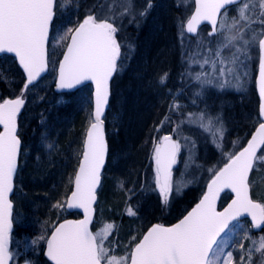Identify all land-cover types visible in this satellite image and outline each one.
<instances>
[{
	"label": "snow or ice",
	"instance_id": "obj_1",
	"mask_svg": "<svg viewBox=\"0 0 264 264\" xmlns=\"http://www.w3.org/2000/svg\"><path fill=\"white\" fill-rule=\"evenodd\" d=\"M195 5V12L186 24L187 32L196 33L201 21L211 23L213 27L209 35L219 39L215 52L210 50L214 59L205 57L204 64L211 63L214 71L222 77L230 75L233 72L230 65L238 60L236 54H246L247 46L256 40L255 35L251 40L247 38V31L253 23L264 24V19H261L264 17V0H258V16L255 13L257 5L246 0H195ZM229 5H237V16L231 17L230 23L226 7ZM55 7L56 0H0V53L14 54L27 78L20 96L0 102V126L3 129L0 131V264H9L12 255L8 248L13 208L9 194L13 192V176L17 171L21 146L17 135V116L25 103L24 91L46 70V44ZM113 7L109 5L110 12ZM222 9L225 10L223 13ZM112 18L110 15L99 18L89 14L78 27L68 29L72 33L71 42L59 64L57 87L70 89L84 81H91L95 85V111L75 173L74 189L66 201L68 208L83 209L84 219L65 221L55 227L46 240L48 259L52 264H220L223 257V264H254V254L258 253L259 264H264V235L257 241L245 232L244 238L251 240L253 247L245 249L240 243L238 246L242 254L239 261L235 260L232 251L224 254L227 241L221 236L226 229L230 230L232 221L245 214L251 217L253 228L264 231V203L250 197L249 181L254 162L264 160V155L257 154V149L264 145V123H260L247 147L230 156L228 163L214 174L208 191L179 223L172 227L152 226L129 253L120 257L114 254V249L104 245L113 225H106L103 231L96 233L89 231L92 205L105 163L102 115L110 94L109 81L118 69L117 61L121 55V46L115 36L118 29ZM241 24L243 28L239 27ZM258 45L257 84L260 115L264 116V38H259ZM228 48L234 51L225 56L224 50ZM217 62L220 65L218 69ZM165 79L166 75L161 78V83ZM179 148V143L170 136H164L154 146L156 185L165 204L171 192V166L176 162ZM224 188H230L235 193V199L223 212H217L216 198ZM55 207L62 205L58 203ZM128 215H135V212L129 208Z\"/></svg>",
	"mask_w": 264,
	"mask_h": 264
},
{
	"label": "trees",
	"instance_id": "obj_2",
	"mask_svg": "<svg viewBox=\"0 0 264 264\" xmlns=\"http://www.w3.org/2000/svg\"><path fill=\"white\" fill-rule=\"evenodd\" d=\"M246 2L257 5L255 13L258 16V0ZM109 5H114L111 12ZM191 9L190 0H142L141 3L138 0H81L75 14L73 9L69 10L76 16L77 22L83 21L89 14L99 18L110 15L113 17L112 23L118 29L115 36L121 46V55L117 61L118 69L110 84V105L116 108L120 104L119 108L126 110V117L133 121L130 125L133 135L126 142L125 134L120 130L119 144L115 145L114 136L108 134V161L117 152L120 154L128 149L131 151V147L136 146V139L145 137L149 144L155 131L158 136L170 133L177 143L183 142L182 149L179 148L176 169H186L174 177L175 190L177 184L184 181L182 190L176 191L175 198L177 200L182 196L186 197L191 192L193 203L190 206L200 198L205 185L215 172L244 146L254 130V124L246 123V115L248 111L253 115L257 112L254 78L258 62V40L264 36V24L253 23L246 35L250 40L255 35L256 40L247 46L246 54H236L238 60L230 65L233 72L222 77L218 71H214L211 63L204 64L205 57L214 59V55L210 56V50L215 52L219 37L210 36L207 30H201L195 37H189L184 32V22ZM228 10L229 18L237 16V6ZM141 12L144 14L141 15ZM239 27L243 28V24ZM230 54L231 52L224 50L225 56ZM163 60L167 67L159 65ZM219 67L217 62L216 68ZM12 68L15 70L17 86L7 89V83L0 75V100L14 97L24 83L22 72L15 62L12 63ZM163 72L167 74L166 88L175 87L188 93L190 99L186 101L190 103V110L181 114L163 110L157 116H153L150 110H137L139 100L147 94L150 80L156 83ZM218 79H223V82ZM217 88L224 91L215 92ZM119 90L123 91L125 97L122 96V100L116 101L115 93ZM35 107L32 109L35 116L30 120L28 128L23 130L19 127L18 132L22 148L12 196V237L30 232V229L34 230L20 223V216L24 213L35 218L41 226L46 224L49 231L58 222L73 217L67 213H57L59 207H54V204L58 201V192L53 189L57 182L51 176L55 175L54 168H58L57 161L61 162L71 149H75V155L72 157L73 163L69 161V164L74 165L73 174L76 171L85 131L90 123L91 88L57 92L52 86L41 104ZM39 120L46 123L44 127L39 126ZM202 136L205 146L199 143ZM43 141H49V146L47 150L41 151L40 144ZM261 155H264V147L259 156ZM262 167L264 169V163ZM135 171L138 175L141 172L139 168ZM144 174L143 172L136 177L140 179V183H146ZM124 177L121 178L119 174L116 176L120 182L125 183ZM146 190L149 191L150 188L147 187ZM20 194L27 196L28 212H23L19 204ZM230 198L229 193L223 194L220 206H224ZM152 200L155 222L168 224L166 214L172 210L174 202L165 204L156 197ZM251 234L260 238L264 231L260 229ZM258 261L256 259L255 264ZM17 264L50 263L44 252L37 249L20 256Z\"/></svg>",
	"mask_w": 264,
	"mask_h": 264
},
{
	"label": "rangeland",
	"instance_id": "obj_3",
	"mask_svg": "<svg viewBox=\"0 0 264 264\" xmlns=\"http://www.w3.org/2000/svg\"><path fill=\"white\" fill-rule=\"evenodd\" d=\"M80 1L81 0H57L55 8V19L50 35V41L48 44V61L50 67L49 74L38 84L28 88L24 95L25 108L24 112L19 118V126L23 130L28 128L30 120L32 121L33 117L35 116V111L32 113L33 107L40 105L47 92L51 90L52 86H55L57 66L65 49L68 36L70 34V32H68V29H73L74 26L78 23L76 16L72 15L71 11L69 10H72V8ZM138 1H140V3L142 2V0ZM190 1L192 3V0ZM164 3L167 2L164 1ZM119 5H122L121 2H119ZM161 5L163 6L164 4ZM73 12L75 14L76 9H74ZM230 21L231 18H229V23ZM61 37H64V39H61ZM225 51L228 53H232L234 50L232 51V48H228L225 49ZM164 61L165 60L160 61L159 65L167 67L168 65H165ZM12 63L13 61L7 57L3 58L0 61V75H2L3 79H5L4 81L7 83V89L17 86V81L16 79H14L15 70L12 68ZM165 75L167 79V74L163 72L162 74H160V77L158 78L156 83L150 80V85L148 89H146L147 92L145 91L147 94L143 99H140L141 101L139 100V105L137 108L138 111H140V109L143 112L145 110H150L153 116H157L163 110H165V112L167 113L170 112L175 114H181L182 112L190 110V103L186 101L190 99L188 93L176 89L175 87L166 88V79L164 83H161V78L165 77ZM218 80L220 82H223V79ZM20 91L21 90L15 93L14 97L18 96ZM127 91L130 92L129 89H127ZM222 91L224 90H222L221 88H217L215 90V92L218 93ZM122 96L125 97V95H123V91L119 90L115 93L114 98L116 101H119L122 100ZM199 101L203 102V100ZM119 105L120 104H117L116 108L110 105L105 119L107 133L109 134V136L111 135V137L114 136L115 145L116 143L119 144L118 132L120 130H123L125 134L124 139L126 142L133 135L130 132V125H132L131 123H133V121H130L127 118L128 116L126 117V110L123 108H119ZM36 108L37 107H35V110ZM91 121L92 119L90 117V123ZM246 121L247 124L257 125L259 123L258 116L253 115V113H251L250 111H248L246 115ZM38 124L42 128L46 123L42 120H39ZM153 134L154 135L152 136L149 144L145 137L144 139H136V146H128L131 147V151H128V149L127 151L125 150V152H122L120 154L118 152L115 153L113 158L106 164V167L102 174L100 189L97 193L95 217L91 226V230L93 233H96L98 231H103L106 225H113V228L109 232L107 239H105L104 241V245L105 247L114 249V254L117 257L129 253L135 246V244L140 240L146 229L153 223H155V210L153 208V205L151 204L154 203L152 198H159L160 201L163 202L160 191L156 185L155 161L153 159V155L154 146L158 144L164 136H170V133L158 136L157 132L155 131ZM176 142L178 141L176 140ZM199 143L200 145L205 146L206 142L204 141L203 136L202 139H200ZM196 144L197 141L195 145ZM126 145L128 144L126 143ZM179 145L182 149L183 142H179ZM185 145L186 143L184 144V146ZM48 146L49 141H47V143L43 141L40 144V147L42 148L41 151L47 150ZM74 155L75 149L67 151L66 157L63 158L61 162L57 161L58 168H54V171L56 170L54 172L55 175L53 174L51 176V179L56 178L57 184L55 187H53V189H56V191L58 192V201L54 204V207L58 203L62 205V207H59L57 210L58 214L67 213L65 210V204L66 199L72 189V182L74 177L72 171L74 165L71 164L73 163L72 157ZM69 161L71 164H69ZM263 163L264 160H256L250 177V193L252 199L261 203H264V169L262 167ZM61 165L63 166L59 168ZM137 168L141 170L139 175L135 171V169ZM185 170L186 169L180 167L179 170L176 169L174 171V174H172L171 192L169 194L168 203L174 202V206L172 210H170L166 214L165 219L168 223L179 220L191 208L190 205L193 203V194L191 192H189L188 196L186 197L182 196V198H178L177 200L175 198L176 191L183 188L182 186H184V181H181V183L178 181L179 183L176 187L177 190H175L173 188L174 177L176 178V176H178ZM143 172L146 176V183H142V181L140 183V179H136V177L140 176V174H142ZM117 174H119L121 178L125 176V183L120 182L116 178ZM136 174L138 176H136ZM188 179H191V177H189ZM147 187L150 188L149 191L146 190ZM26 200L27 196L24 194H20L19 204L22 206L23 212L29 211ZM129 208H131L135 212V215H128ZM79 217L80 216L78 214L74 215V218ZM20 223H23L25 227L34 228V230L30 229V232L23 234L19 233V235H16L14 237H12L11 235L9 250L13 258L12 264H17L18 258L22 255L33 252L37 249L44 251L46 240L51 232V230L49 231V228L46 224L41 226V224H38L35 218H32L25 213L21 214ZM253 230L258 231L259 229H253L247 219H238L230 224V230L226 229L225 233L221 235L224 237V240L227 241V245L224 248V254H226L228 251H232L234 253L235 260L239 261V257L242 253L238 245L240 243H243L245 249L253 247L251 240H246L244 238L245 232H247L252 238L259 241V238H255L251 234V232L253 233ZM41 236H43L44 239H40ZM111 254L113 253H110V255ZM256 259L260 261V254H254V264L256 263ZM259 261L257 262L258 264ZM102 264H106V262H102ZM220 264H223V257Z\"/></svg>",
	"mask_w": 264,
	"mask_h": 264
},
{
	"label": "water",
	"instance_id": "obj_4",
	"mask_svg": "<svg viewBox=\"0 0 264 264\" xmlns=\"http://www.w3.org/2000/svg\"><path fill=\"white\" fill-rule=\"evenodd\" d=\"M233 6H235V5H229V6H226L227 8H230V7H233ZM195 7H196V5H195V0H193V9H192V11H191V13H190V15H189V17H188V19L192 16V14L195 12ZM223 11H225L224 9H222L221 10V13L223 12ZM188 19L186 20V22H185V24H184V31H185V33L188 35V36H190V37H194L195 35H197L198 34V32L200 31V29L201 28H203V27H207V29L209 30V33L212 31V25H211V23H209L208 21H201L198 25H197V31H196V33H189V32H187V30H186V24H187V21H188ZM79 26V25H78ZM77 26V27H78ZM50 33H51V26H50V30H49V38H50ZM71 35H72V33L70 34V36H69V38H68V41H67V44H66V47H65V49H64V51H63V54H62V56H61V59H60V61H59V63H58V68H57V78H56V82H55V89L57 90V91H77V90H79V89H81L82 87H85V86H87V85H90L91 86V89H92V93H91V101H92V112H91V119L93 120L94 119V111H95V85L91 82V81H84L83 83H81V84H79V85H76L75 87H73V88H65V89H60V88H58L57 87V82H58V79H59V64H60V62L63 60V55H64V53L66 52V50H67V45L71 42ZM212 36V35H211ZM48 42H49V40H48ZM48 42H47V44H46V49H47V47H48ZM2 55H8V56H11L12 58H14L15 59V61H16V64L18 65V67L22 70V72H23V75H24V79H25V82H24V84L26 83V74L24 73V71H23V69L20 67V65H19V61L17 60V58L15 57V55L14 54H12V53H0V56H2ZM260 56V55H259ZM48 70H49V66H48V54H47V67H46V70L44 71V72H42L41 74H40V76L37 78V80L36 81H34L33 82V84H31V85H29V87H31V86H33V85H35V84H37L42 78H44L47 74H48ZM115 74V73H114ZM114 74H113V76H112V78L110 79V81H109V93H110V83H111V81H112V79H113V77H114ZM258 79H259V62H258V68H257V72H256V77H255V93H256V97H257V101H258V116H259V118H260V120H261V122L260 123H264V116H261L260 115V103H261V100H260V95H259V88H258V84H257V81H258ZM24 86V85H23ZM23 89V88H22ZM26 91H24V93H25ZM20 96V95H19ZM18 97V96H17ZM17 97H15V98H17ZM15 98H13V99H15ZM24 107H25V103H24V106L22 107V109H21V111H20V113L18 114V116H17V135H18V118H19V116L22 114V112H23V110H24ZM109 107H110V94H109V98H108V103H107V105L105 106V110H104V113H103V115H102V120H103V122H104V135H105V143H106V154H105V163H104V165L102 166V168H101V175H100V183H99V185L97 186V188H96V200L93 202V205H92V214H91V221H90V223H89V231H91V225H92V223H93V219H94V216H95V205H96V202H97V192H98V190H99V187H100V184H101V176H102V173H103V171H104V168H105V166H106V164H107V160H108V152H109V150H108V141H107V134H106V122H105V119H106V116H107V113H108V111H109ZM91 124V123H90ZM260 125V124H259ZM259 125L254 129V131H253V133L251 134V136H250V138L248 139V141L246 142V144H245V146L241 149V150H239L236 154H238L240 151H243V149L244 148H246L247 147V145H248V142L252 139V136L256 133V131H257V129L259 128ZM90 127V125L88 126V128ZM0 128H1V131L3 130L2 129V126H0ZM88 128H87V130H88ZM87 130H86V132H85V137H84V140H85V138H86V133H87ZM173 140V139H172ZM174 141V140H173ZM83 147H84V141H83ZM83 147H82V153H83ZM262 147H263V145L262 146H260L258 149H257V154L260 152V150L262 149ZM20 151H21V146H20ZM19 157H20V152H19V154H18V157H17V170H18V164H19ZM81 158H82V154H81ZM80 158V159H81ZM80 161V160H79ZM228 163V162H227ZM226 163V164H227ZM225 164V165H226ZM174 165H175V163L174 164H172V166H171V173H172V171H173V169H174ZM224 165V166H225ZM223 166V167H224ZM78 167H79V163H78ZM78 167H77V169H76V171L78 170ZM223 167H221L220 169H222ZM219 169V170H220ZM218 170V171H219ZM217 171V172H218ZM16 174H17V171H16V173L14 174V176H13V191H14V179H15V176H16ZM250 174H251V172H250ZM250 174H249V177H250ZM75 177V176H74ZM213 178H214V176H213ZM212 178V179H213ZM211 179V180H212ZM211 180L207 183V185L205 186V189H204V192H203V194H202V196L200 197V199L186 212V214L180 219V220H182L189 212H191L192 211V209L193 208H195L196 207V205L200 202V200L203 198V196H204V194L208 191V184L211 182ZM73 181H74V179H73ZM74 189V183H72V190ZM72 190H71V192H72ZM71 192H70V194L68 195V197H67V199L71 196ZM225 192H229L231 195H232V198H231V200L223 207V208H219V203H220V198H221V196H222V194L223 193H225ZM12 195H13V192L12 193H10L9 194V200H10V202H11V197H12ZM250 197H251V195H250ZM235 199V193L234 192H232V190L230 189V188H224L223 190H221L220 192H219V195L217 196V198H216V211L217 212H223L224 211V209L225 208H227L228 207V205L229 204H231L232 203V200H234ZM67 201V200H66ZM12 203V202H11ZM13 205V204H12ZM65 210L68 212V213H70V214H72V213H77V214H79L80 215V218L79 219H66V220H64V221H62V222H60V223H58L57 225H56V227H58L60 224H62V223H64L65 221H79V220H83L84 219V212H83V209H79V208H68V206H67V203L65 204ZM12 214H13V208H12ZM238 219H248L249 221H250V223H251V226H252V221H251V217H249V216H247L246 214L245 215H243V216H241V217H239ZM180 220H178V221H176V222H174L173 224H171V225H168V226H163V227H172V226H174L175 224H177V223H179V221ZM11 221H12V215H11ZM234 221H232L231 223H233ZM156 225V224H155ZM152 226H154V225H152ZM152 226H150L146 231H145V233H144V235L147 233V231L152 227ZM162 226V225H161ZM12 227H13V224H12ZM55 229V228H54ZM54 229L52 230V231H54ZM11 230H12V228H11ZM11 232V231H10ZM92 232V231H91ZM52 233V232H51ZM51 233H50V235H51ZM10 234V233H9ZM50 235H49V237L48 238H50ZM143 235V236H144ZM222 235V234H221ZM143 238V237H142ZM141 238V239H142ZM140 239V240H141ZM8 248H9V242H8ZM46 252H47V244H46V248H45V256H46V258L48 259V257H47V255H46ZM48 261L52 264V262L48 259ZM11 262H12V257H11V259L9 260V264H11Z\"/></svg>",
	"mask_w": 264,
	"mask_h": 264
},
{
	"label": "flooded vegetation",
	"instance_id": "obj_5",
	"mask_svg": "<svg viewBox=\"0 0 264 264\" xmlns=\"http://www.w3.org/2000/svg\"><path fill=\"white\" fill-rule=\"evenodd\" d=\"M2 59H3V58H2ZM2 59H1V60H2Z\"/></svg>",
	"mask_w": 264,
	"mask_h": 264
}]
</instances>
